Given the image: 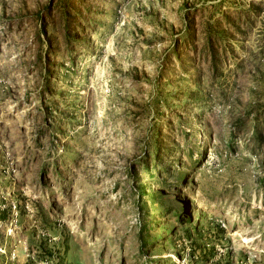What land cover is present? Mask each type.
I'll return each instance as SVG.
<instances>
[{
    "label": "rangeland",
    "instance_id": "rangeland-1",
    "mask_svg": "<svg viewBox=\"0 0 264 264\" xmlns=\"http://www.w3.org/2000/svg\"><path fill=\"white\" fill-rule=\"evenodd\" d=\"M0 264H264V0H0Z\"/></svg>",
    "mask_w": 264,
    "mask_h": 264
},
{
    "label": "trees",
    "instance_id": "trees-1",
    "mask_svg": "<svg viewBox=\"0 0 264 264\" xmlns=\"http://www.w3.org/2000/svg\"><path fill=\"white\" fill-rule=\"evenodd\" d=\"M212 55L214 56V59H213V68L215 67L216 68V54L214 52H212ZM149 176V179H152L151 178V175H148ZM154 206V204H152ZM147 210V209H146ZM185 225V224H184ZM148 226L146 225H143L140 227V231L144 230V231H149V229L147 228ZM141 244H143L144 246L148 245V242L147 241H143L141 242Z\"/></svg>",
    "mask_w": 264,
    "mask_h": 264
}]
</instances>
